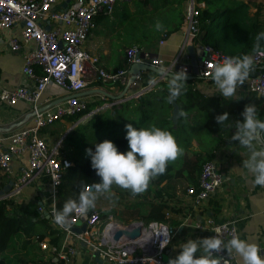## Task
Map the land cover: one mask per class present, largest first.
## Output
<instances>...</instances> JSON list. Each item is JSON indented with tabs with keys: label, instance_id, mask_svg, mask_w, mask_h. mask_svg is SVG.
<instances>
[{
	"label": "crops",
	"instance_id": "crops-1",
	"mask_svg": "<svg viewBox=\"0 0 264 264\" xmlns=\"http://www.w3.org/2000/svg\"><path fill=\"white\" fill-rule=\"evenodd\" d=\"M197 1H203L206 7L204 0ZM227 2L230 7L241 3L249 5V15L252 16L255 15L259 7H264V0H228ZM63 7L64 3L56 5L55 9ZM186 7L187 0L180 3L177 0H144L143 3L141 0H118L112 12L98 15L96 27L89 34L84 48L91 55L97 56L99 65L106 70H115L126 65V50L131 46H138L157 55L165 63H173L176 60L180 63H187L189 56L184 47L185 43L195 45L203 43L199 40L196 43L194 41L196 39H191L188 36L184 20L179 28L170 29V26L178 22L179 10L185 16ZM157 21L163 25L160 30L155 28ZM55 24L56 22L54 21H47V27H52ZM144 32L154 33V41L145 46L140 44ZM163 32H167V35L164 43H160ZM25 50L26 47L12 50L9 45V31H0V90L17 86L29 88L34 86L35 82L22 73ZM37 70L40 72L39 68ZM251 74L252 71L249 72V75ZM141 76V80L128 88L126 92H124L126 84L111 83L96 78L78 93L82 99L87 100L88 107H90L89 110L87 109L84 112L85 114H80L78 116L80 117L79 120L73 119L75 115L67 116L68 120L60 119L58 124L53 123L41 129L40 135L52 146L57 145L61 155L69 158L73 165L78 162L81 163L80 151L73 144L67 145L65 143L71 131L79 125L87 124L94 116L101 118L105 114H109L112 119L122 122H125L126 119L128 120V116L129 119L135 118V116L129 114L132 108L137 105L139 99H132L136 98L132 94L139 91L147 82L162 80L160 75L155 72L145 71ZM196 79V87L205 95H220L211 77H197ZM248 94L245 87H239L238 85L236 93L232 97H244ZM66 97H68V94L65 92H60L54 88L49 89L41 96L39 101L40 108L52 107ZM179 106L181 112L179 118H183V123L193 126L197 123L204 124L206 115L195 102L183 106L179 104ZM28 110L29 103L25 100H18L14 104L0 101V137H2L3 145L7 146L10 143L11 135L17 129L32 128L34 126L32 115ZM172 111L173 109L169 115L171 120ZM163 116L165 117V115ZM230 120L232 125H234L236 117L231 116ZM177 123H172L174 130H178L180 127ZM150 126L153 125H147L145 128ZM190 132V144L187 146L180 144L183 152L173 160L172 176L152 189L163 195L162 200L179 209L176 212L169 213L170 217L172 216L182 221L176 232H183L184 235L177 237L176 240L179 241L184 236L192 239L190 235L194 232H200L203 237H208V233L197 231L191 224L202 220L205 216H213L218 222L234 220L238 228L239 237L256 243L262 254H264V185L253 183V174L243 167V161L248 158L249 153L245 147L239 145L238 141L231 139L232 134L235 132L234 126L231 128L230 133L223 138H220L216 133L208 131L204 125ZM175 140L179 144V141ZM186 153L198 154L215 160L224 176L222 186L201 209L194 206L192 196L187 193V187L193 184L181 170L182 156ZM26 163V156L15 159L12 162L15 176L21 173ZM10 180L12 178H8L0 171V199L12 198L24 204L36 201L38 206H43L47 210L51 211L54 208L55 199L47 176L38 175L34 177L18 194L6 197V194L11 192L12 187L8 188V191L4 194H1V191L8 186ZM100 195L101 200H96L95 203L100 201L101 204H95L93 208L108 211L109 214L106 220L112 215L116 220L121 221V208L125 204L134 201L140 195L141 199L146 201L143 205L144 211L150 210L149 200L151 196L146 191L134 193L130 189L115 188L112 185L111 195ZM144 195L147 196L145 197ZM6 208L9 209V205L4 204L0 208V213H4ZM79 224L80 222L76 225ZM70 240L76 247V253L71 264H100L94 252L85 247L81 241H77L75 234L72 235ZM181 244L182 242H178L168 247L165 256L166 261L167 252L172 250L173 258H175L180 251L179 247ZM51 253V251L44 249V252L38 257L39 261H45L51 256ZM236 257L238 264H242V260L237 254ZM55 260L57 259L55 258Z\"/></svg>",
	"mask_w": 264,
	"mask_h": 264
},
{
	"label": "built area",
	"instance_id": "built-area-1",
	"mask_svg": "<svg viewBox=\"0 0 264 264\" xmlns=\"http://www.w3.org/2000/svg\"><path fill=\"white\" fill-rule=\"evenodd\" d=\"M65 1L0 0V31H9V45L12 50L26 47L22 73L35 82L31 88L17 86L0 90L1 102L14 104L18 100L27 101L28 112L31 113L34 123L32 128L17 129L11 135L7 146L3 145L0 137V171L14 180L11 192L6 197L18 194L34 177L47 176L55 199L54 208L50 211L38 206V211L45 213L49 219H52L55 210L58 188L73 162L61 155L57 145L49 144L40 135V130L67 116L86 112L88 102L78 93L96 78L126 84L131 75L129 67L134 62H149L158 67L163 64L170 71L184 69L186 73L190 72L186 63L177 60L165 63L158 56H153L138 46H131L126 50V67L106 70L99 65V58L91 55L84 46L89 34L96 27L98 15L112 12L118 0H71L66 7L55 9L56 5ZM204 7L203 1L187 0L184 22L191 39L201 40L200 12ZM50 20L56 24L47 27V21ZM165 38L164 35L160 43H164ZM204 48L209 57L200 65L198 76L210 78L214 63L230 55L221 49H214L211 45H204ZM247 54L253 58V67L264 64V49L253 50ZM141 78L139 75L136 83ZM157 82H148L135 97L151 90ZM241 86L249 94L264 95V71L248 75L243 84L239 85ZM53 88L67 93L70 97L52 107L41 109L39 101L42 94ZM24 156L27 157V163L21 173L15 176L12 162ZM223 183L224 176L216 161L208 159L202 163L197 184L188 186L187 193L192 196L194 206L201 209ZM88 214L85 232L75 234L72 231V227L80 222V215L72 213L67 229L58 226L65 232L60 246L49 245L45 240L40 242L42 249L56 253L64 264H71L76 247L70 238L75 234L77 241L87 240L99 249L104 260L100 264H167L166 251L176 233V229L169 222L134 221L130 225L116 220L112 215L103 220L96 210ZM167 216L170 217L169 213ZM191 225L197 231L206 232L208 236L216 235L225 242L232 236L239 235L234 220L218 222L213 216H205ZM165 227L170 230V239L163 240L164 247L161 248L160 241L163 237L155 234ZM213 255L219 257L218 264H238L234 252L221 250L217 253L213 250Z\"/></svg>",
	"mask_w": 264,
	"mask_h": 264
},
{
	"label": "trees",
	"instance_id": "trees-1",
	"mask_svg": "<svg viewBox=\"0 0 264 264\" xmlns=\"http://www.w3.org/2000/svg\"><path fill=\"white\" fill-rule=\"evenodd\" d=\"M148 1V0H147ZM179 3L184 0H177ZM206 7L200 12L201 18V40L204 45H211L214 49H221L230 56H240L254 50L253 45L256 43L258 33L264 32V7H259L255 15H249V5L245 3L238 4L234 7L228 5V0H204ZM143 3L144 0H141ZM178 22L170 29L174 30L180 27L185 16L180 10L178 11ZM153 32L143 33L141 45H147L154 41ZM167 32L162 33V37ZM196 43L198 40H194ZM264 49V39L261 40V47ZM258 50V49H255ZM124 65L123 67H126ZM264 71V64L258 67H252V74L258 71ZM153 72V71H148ZM196 76L193 79H186L185 89L182 95L178 96L176 103L180 105H189L196 103L206 115L204 122L205 128L218 134L220 138L228 135L232 128L230 120L231 116H235L236 120L242 119L240 113L245 105L252 104L255 106L258 117L264 119V95L248 94L244 97H222L220 95H205L196 87ZM147 83L144 84L147 85ZM168 95L167 78L158 81L155 86L141 96L132 98L139 99L137 105L132 108L130 114L135 118V125L147 126L154 125L162 129H167L182 145L190 144V131L200 127L201 124L187 125L183 118H179L176 122L169 118L173 109V102L169 103L166 99ZM90 107H88L89 110ZM87 111V110H86ZM227 112L228 120L219 125L214 119L216 115ZM165 115V117L163 116ZM179 124L183 130L186 128L185 136L178 137L177 130H174L172 123ZM124 123V122H123ZM183 123V124H182ZM119 151L127 149V141L125 137L114 138ZM183 146V147H184ZM94 148V145H93ZM209 157H202L198 154H183L182 156V172L193 185L197 184L198 176L201 171L202 163ZM174 162L169 161L166 164L164 173L150 179L146 193L150 194V210L144 211L143 205L146 201L141 199V195L134 201L125 204L121 208L120 219L124 223L134 221H162L169 222L176 230H178L182 221L172 216L168 217L167 213L176 212L173 205L162 200L163 195L152 190V185H159L164 180L172 176ZM95 170L90 165V158L81 163H76L67 169L62 184L58 188L55 201V210L62 208L64 202L69 199H75L79 191L91 188L93 184L99 182ZM1 189V187H0ZM145 197L147 195H144ZM9 205V209H5L4 213H0V264H64L56 253H51L45 261H39V256L44 249L40 246V242L47 241L49 245L60 246L65 238V232L54 223L52 219L46 217L44 213L38 211L37 202L20 203L16 199L1 198L0 208ZM98 211L103 220L108 217V211L91 208L88 213ZM177 233V232H176ZM175 233V234H176ZM183 232L177 233L172 238L171 245L178 242H184L188 239L184 236L179 241L177 237L183 236ZM192 239L203 237L202 233L194 232L190 235ZM198 250V254L200 255ZM55 258L57 260H55Z\"/></svg>",
	"mask_w": 264,
	"mask_h": 264
},
{
	"label": "clouds",
	"instance_id": "clouds-1",
	"mask_svg": "<svg viewBox=\"0 0 264 264\" xmlns=\"http://www.w3.org/2000/svg\"><path fill=\"white\" fill-rule=\"evenodd\" d=\"M163 25L157 21L155 28L162 29ZM264 32L258 33L254 50L261 47ZM253 58L249 54L240 56H226L214 63L211 78L215 88L222 97H232L238 85L243 84L253 67ZM158 72L167 77L169 103L176 101L185 89L186 72L184 69L171 72L168 66L161 64ZM155 81H150L154 83ZM242 119L236 120L232 125L235 132L231 139L238 141L249 153L243 161V167L253 174V183L264 185V119L258 117L256 108L252 104L245 105L240 113ZM221 125L228 120V113L218 114L214 118ZM125 139L127 149L119 151L116 144L110 139H104L94 144V148L86 149L90 158V165L100 178L93 184L92 190H81L78 196L67 199L62 208L54 210L52 219L58 226L65 229L69 226L70 214L85 216L89 209L95 207L98 194L111 195V186L118 185L130 189L134 193H142L148 187L150 179L164 173L166 164L173 161L183 152L170 131L157 126L147 128L134 127L125 124ZM218 231V230H217ZM156 236L163 240L170 239V230L160 229ZM180 251L175 258L168 260V264H218L219 257L215 252L226 250L234 252L242 264H264V254L254 242L234 235L226 242L218 236L198 237L187 239L180 245ZM198 250L202 253L197 255Z\"/></svg>",
	"mask_w": 264,
	"mask_h": 264
},
{
	"label": "water",
	"instance_id": "water-1",
	"mask_svg": "<svg viewBox=\"0 0 264 264\" xmlns=\"http://www.w3.org/2000/svg\"><path fill=\"white\" fill-rule=\"evenodd\" d=\"M71 0H66L64 2V7H66L68 5V3ZM186 48V52L189 56V61L186 63V65L189 67L190 72L186 73V79H193L195 76L199 75V67L200 65L203 63L205 58L209 57V53L205 50L204 45L203 44H192V43H185ZM153 56H157L154 55ZM158 66L152 65L149 62H134L130 65L129 67V71H130V77L128 79V82L126 83L125 86V91L126 92L128 90V88L132 87L133 85L136 84V81L138 79L139 75H142L143 72L145 71H153L157 74L160 75V79H165L167 77L161 75L158 72ZM176 71V70H175ZM175 71H171V72H175ZM138 91H136L134 94H132L133 96L137 93ZM68 97H70V95H68ZM68 97L61 99L58 102H61L63 100H66ZM57 102V103H58ZM181 112H180V106L178 103L173 102V111H172V119L174 122H176L178 120V118L180 117ZM14 181L10 180L9 184L7 187H5L2 191L1 194H4L8 191V188H11L13 185ZM92 188V187H91ZM88 212L85 216H80V224L79 225H74L72 227V231L75 234H80L83 233L87 230V219H88ZM132 223H130L131 225ZM81 243L85 246L88 247L91 251L94 252V254L96 255L97 260H99L100 263H102L104 260L102 258H100V251L99 249H96V247L94 246V244L90 243L87 240H81ZM173 258V251L170 250L167 252V261L166 263L168 264V260ZM113 264H122V263H113ZM123 264H136V263H123Z\"/></svg>",
	"mask_w": 264,
	"mask_h": 264
},
{
	"label": "rangeland",
	"instance_id": "rangeland-1",
	"mask_svg": "<svg viewBox=\"0 0 264 264\" xmlns=\"http://www.w3.org/2000/svg\"><path fill=\"white\" fill-rule=\"evenodd\" d=\"M85 114V113H83ZM80 114L75 115L73 119L79 120L80 117H78ZM131 115V114H129ZM64 119L68 120V117H65ZM60 121L57 120L54 122V124H58ZM131 123L133 124L134 127L138 128H145L146 126H138L135 125V121L130 122L129 116L128 120L123 123L120 120H114L112 119L109 114H105L103 117L99 118L98 116H94L87 124L79 125L76 128H74L71 133L69 134L66 144H73L79 153V157L81 158L80 160L84 162V160L88 159L89 156L86 154V149L88 148H93V145L96 142H100L104 139H110L114 142V138L116 137H125V124ZM201 127L203 125H200ZM167 130V129H166ZM178 132V137L181 139L183 136H185L186 128L183 130V128L180 126L179 129L177 130ZM179 142L178 146L182 148V144ZM178 157V156H177ZM115 188H119L118 185L113 184ZM156 185H152V189ZM86 190H90V188H87ZM127 190V189H126ZM129 190V189H128ZM106 194V193H105ZM98 194L96 200H101V195ZM108 195V194H107ZM110 197V196H109ZM97 204H101L100 201H97Z\"/></svg>",
	"mask_w": 264,
	"mask_h": 264
}]
</instances>
